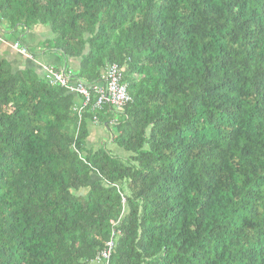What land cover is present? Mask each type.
I'll use <instances>...</instances> for the list:
<instances>
[{"label": "trees", "instance_id": "16d2710c", "mask_svg": "<svg viewBox=\"0 0 264 264\" xmlns=\"http://www.w3.org/2000/svg\"><path fill=\"white\" fill-rule=\"evenodd\" d=\"M50 29L70 83L122 70L120 111L0 56V264H264V0H0ZM115 129L87 148L88 123ZM114 236L112 238V232Z\"/></svg>", "mask_w": 264, "mask_h": 264}, {"label": "built area", "instance_id": "2783aa9c", "mask_svg": "<svg viewBox=\"0 0 264 264\" xmlns=\"http://www.w3.org/2000/svg\"><path fill=\"white\" fill-rule=\"evenodd\" d=\"M15 50L20 52L24 56H29L25 48L20 47L19 43H15L13 46ZM45 78L49 85L60 86L67 89L70 93L82 97L81 106L74 108V112L78 116L80 123L82 110L90 103L91 92L95 94L96 100L92 106L95 111H100L104 106L111 107L115 111H120L130 101V97L127 93V85L122 82V70L116 65H108L103 73L102 81L94 86L87 87L80 82L70 83V74L64 72H56L51 68L45 70ZM92 123H98V119L94 117ZM114 231L112 232V238ZM113 249V241H109L103 251L96 257L95 263L100 260L108 261L111 251Z\"/></svg>", "mask_w": 264, "mask_h": 264}, {"label": "crops", "instance_id": "0c3cea01", "mask_svg": "<svg viewBox=\"0 0 264 264\" xmlns=\"http://www.w3.org/2000/svg\"><path fill=\"white\" fill-rule=\"evenodd\" d=\"M32 37V34L41 36L39 38H31L32 41H28V36ZM50 34V29L46 26H38L32 28L31 30H20L18 29L15 32H12L4 23H0V56L5 59L12 67L13 71L34 69L38 74L42 75L48 67H56L61 64L63 68L57 69H66L74 73L77 70L76 62H71L70 68H67L64 64L62 56L54 52L55 55H51L47 49L42 45L46 41L52 38H47V35ZM43 35V36H42ZM26 39L25 42H21V38ZM15 43H19L20 47L25 48L29 56H24L17 50L13 48ZM30 43V44H28ZM35 47V50L38 51L40 58L36 57V52H32V47ZM42 47V50L40 49ZM50 55V56H49ZM53 56V57H52ZM57 61L58 63H56ZM96 124L88 123V137H87V148H99L101 142H104L103 138L100 140L99 135H103L101 131L96 128ZM111 125V124H110Z\"/></svg>", "mask_w": 264, "mask_h": 264}, {"label": "rangeland", "instance_id": "374dc122", "mask_svg": "<svg viewBox=\"0 0 264 264\" xmlns=\"http://www.w3.org/2000/svg\"><path fill=\"white\" fill-rule=\"evenodd\" d=\"M51 34V33H50ZM50 34H48L47 35V38H50L51 37V35ZM43 36V35H42ZM39 37H41V36H38V35H36V34H32V37L30 36V34H29V36H28V41H32V39L31 38H33V39H35V38H39ZM21 40V42L22 41H24L25 42V40L26 39H24L23 37L20 39ZM28 44H30V43H28ZM43 45V44H42ZM32 50H34V51H32V52H36V57L37 58H40V56H38L39 55V53H38V51H36L35 50V47L33 46L32 48H31ZM40 49L42 50V47H40ZM51 55H55V53L54 52H51L50 53ZM50 56V55H49ZM53 57V56H52ZM56 63H58L57 61H55ZM70 65H71V62H69L68 63V65H66L67 66V68H70ZM55 67V66H54ZM63 68V66L61 65V64H59L58 66H57V68ZM96 128L99 130V131H101L102 132V134L103 135H99L100 136V140H102L103 138H105L104 139V142H101V144H100V147H105L108 151H110L111 152V155L112 156H114V157H117V158H124L125 156H127L126 155V153H124L121 149H119L115 144H113L112 143V141H111V138H112V136H114L115 135V129H114V127L112 126V124L110 125V128L109 129H107V128H105L103 125H99V123L96 125Z\"/></svg>", "mask_w": 264, "mask_h": 264}]
</instances>
